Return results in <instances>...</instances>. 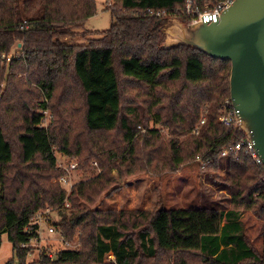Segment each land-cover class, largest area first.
<instances>
[{"label":"trees","instance_id":"obj_1","mask_svg":"<svg viewBox=\"0 0 264 264\" xmlns=\"http://www.w3.org/2000/svg\"><path fill=\"white\" fill-rule=\"evenodd\" d=\"M114 1L102 38L73 45L67 39L97 15L96 0H0V243L6 235L14 258L24 260L22 246L38 238L34 217L52 209L67 240L80 233L81 248L58 252L54 262L44 254L43 264H114L104 260L109 253L115 264H264V168L245 149L228 158V211L92 208L128 174L175 172L190 161L217 168L223 151L245 138L219 120L230 99V62L185 46L162 49L170 19L142 14L184 0ZM17 45L8 64L2 57ZM140 94L156 124L191 136L166 141L148 129L135 104ZM56 152L102 173L68 193ZM247 212L262 222L260 250L247 236Z\"/></svg>","mask_w":264,"mask_h":264},{"label":"rangeland","instance_id":"obj_2","mask_svg":"<svg viewBox=\"0 0 264 264\" xmlns=\"http://www.w3.org/2000/svg\"><path fill=\"white\" fill-rule=\"evenodd\" d=\"M98 13L90 18L85 23L84 28L75 29L74 36L67 39V43L73 45H87L92 40L102 38V33L108 31L112 24V15L106 9L114 8V0H96ZM177 19H170L173 21ZM181 22L180 20H177ZM184 26L189 27L186 23L181 22ZM17 45L11 54L3 56L8 64L11 63L13 56H17ZM10 59V60H9ZM19 75V78H22ZM34 87V86H33ZM126 90L124 89V92ZM41 100V99H40ZM135 104L139 106L140 120L147 122L148 129H156L160 131L164 140L172 138L178 139L180 142L187 140L191 134L186 136L174 137L169 133L167 128L155 123L148 115V97L137 95ZM53 117L52 113L46 114L44 125L50 126V120ZM143 127V126H142ZM143 129V128H142ZM140 136H145L147 129L140 130ZM57 160L65 161L64 155L56 152ZM228 157L223 156L218 162L217 168L204 170V163L200 161H190L181 166L178 171H168L162 169L159 173H154L151 170L136 171L134 175L128 174L120 182V184L103 194L101 199L93 209L98 210H116L125 213L153 211L158 208L164 209H196V208H215L223 211H228L232 208L231 194L229 186V162ZM58 161V162H59ZM78 162V161H76ZM79 169L71 175V184H77L82 181H87L102 173V169L94 163L93 170H83L78 162ZM115 177H118L117 171L113 172ZM56 180H53L55 183ZM70 192V187H65ZM65 208H70V203H66ZM90 206L85 205L84 207ZM89 208V209H92ZM45 218L52 220L55 224V233L48 232V225L39 226V235L37 240H34L27 247L28 253L24 260L16 259L13 255L12 244L8 241L6 235L1 237L0 243V264H43V255L46 257L53 256L57 258V254L63 250L79 251L81 248L80 233L76 234L72 240H67L66 236L61 231V217L57 210L47 209L44 211ZM70 214V210L66 213ZM243 222L246 226V233L253 246L260 250L262 248L261 229L262 222L257 219L256 215L247 212L243 215ZM58 224V225H56ZM69 244V246L67 245ZM105 260V258H104ZM106 262V261H105Z\"/></svg>","mask_w":264,"mask_h":264},{"label":"water","instance_id":"obj_3","mask_svg":"<svg viewBox=\"0 0 264 264\" xmlns=\"http://www.w3.org/2000/svg\"><path fill=\"white\" fill-rule=\"evenodd\" d=\"M177 20L167 21L162 49L185 46L230 62L237 127L264 166V0H236L217 24L187 27Z\"/></svg>","mask_w":264,"mask_h":264},{"label":"built area","instance_id":"obj_4","mask_svg":"<svg viewBox=\"0 0 264 264\" xmlns=\"http://www.w3.org/2000/svg\"><path fill=\"white\" fill-rule=\"evenodd\" d=\"M236 0H184L182 6L171 9V10H153L148 9L142 14L145 16L153 17L156 19H180L182 22L186 23L188 26H195L199 24H217L220 22L223 14L235 3ZM10 60V59H9ZM47 114V113H46ZM220 123L227 128L237 127V117L233 104L229 99L225 106L221 109ZM205 124V119L203 118L193 134L198 135L200 128ZM46 127V126H45ZM238 128V127H237ZM239 129V128H238ZM240 130V129H239ZM241 131V130H240ZM245 149L250 155L251 159L258 167L264 168L262 159L260 158L258 152L254 148V143L248 139L245 135L244 139L236 142L231 148L223 151V156H230L231 154L236 156V154ZM65 161H59V168L64 169L67 174L61 177L58 182H60L64 189L69 186L70 191L73 187L71 184V177L73 172H77L79 169L78 162L76 160H69L64 156ZM204 165H206L204 163ZM67 190V189H66ZM68 192V190H67ZM69 193V192H68ZM44 211L39 212L33 220L35 225H48L47 229L50 234L55 233V224L49 218H45ZM39 233V226H38ZM39 235V234H38ZM37 240V239H36ZM33 242V241H32ZM69 246V244H67ZM29 245H23V248H27ZM50 260L54 262V257L49 256ZM105 261L110 263H116V259L113 253H109L105 256Z\"/></svg>","mask_w":264,"mask_h":264}]
</instances>
